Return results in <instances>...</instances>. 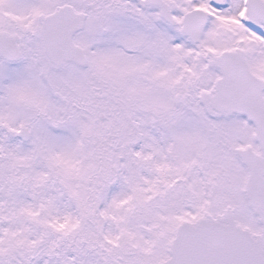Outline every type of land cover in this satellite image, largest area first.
<instances>
[{"label":"snow or ice","instance_id":"snow-or-ice-1","mask_svg":"<svg viewBox=\"0 0 264 264\" xmlns=\"http://www.w3.org/2000/svg\"><path fill=\"white\" fill-rule=\"evenodd\" d=\"M0 264H264V0H0Z\"/></svg>","mask_w":264,"mask_h":264}]
</instances>
